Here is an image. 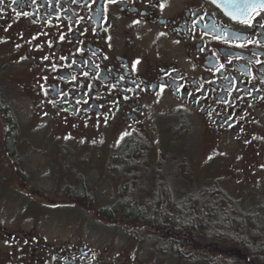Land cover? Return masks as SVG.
<instances>
[{"label": "flooded vegetation", "instance_id": "flooded-vegetation-1", "mask_svg": "<svg viewBox=\"0 0 264 264\" xmlns=\"http://www.w3.org/2000/svg\"><path fill=\"white\" fill-rule=\"evenodd\" d=\"M261 3L3 0L0 264H167L155 260V210L128 214L155 206V153L89 151L105 130L137 132L160 101L170 143L194 127L209 147L229 139L245 182L264 184ZM58 166L71 171L63 201L48 198ZM101 185L110 204L96 200ZM49 208L78 213L55 240Z\"/></svg>", "mask_w": 264, "mask_h": 264}, {"label": "rangeland", "instance_id": "rangeland-1", "mask_svg": "<svg viewBox=\"0 0 264 264\" xmlns=\"http://www.w3.org/2000/svg\"><path fill=\"white\" fill-rule=\"evenodd\" d=\"M156 106L154 104L150 111V119L137 132L125 135L124 132L114 133L105 130L100 135L99 147L95 151L92 149H89V151L91 153H98L99 151L100 153L120 152L127 144H125V138L140 139L146 145L145 152L155 153V192L157 194H160L161 189L167 188L174 195L181 196L182 193H190L193 186L211 184L219 186L221 190L240 205L248 206L245 208L247 211L250 210L252 204L255 205L260 202L264 205V184L257 186V182L248 184L245 182V178L248 176L244 175L242 167L239 165V160L236 157L238 148L235 143L222 138L212 142L209 147L198 127H194L186 137L170 143L166 135L165 125L168 118L170 119L171 105L168 101H160ZM38 134L39 131L32 132L33 137L38 136ZM159 167H161L160 172L156 171ZM70 172V170L60 166L53 168V173L56 176L54 189L58 190L55 191L53 189L54 178L49 168L48 198L50 200H66L67 190H63V184L68 183L64 180L70 179ZM111 197L113 198L112 193L109 192L106 185H101L98 192H96L97 201L109 202H103L104 204H110ZM96 204L99 203L96 202ZM73 217H78L75 210L49 208L47 227L49 240H55L63 233L66 234L68 230L71 231V226L60 225V223L62 218L70 219ZM133 232L136 233L138 238H142L140 231L134 230ZM220 245L222 249L227 248L225 247L226 244L220 243ZM158 247V244L155 243V260L158 262L193 264L186 262L184 258L176 257L173 253L163 252ZM195 256L207 257L202 253H195ZM208 256L213 257L214 254L209 252ZM211 262H213L212 259Z\"/></svg>", "mask_w": 264, "mask_h": 264}, {"label": "trees", "instance_id": "trees-1", "mask_svg": "<svg viewBox=\"0 0 264 264\" xmlns=\"http://www.w3.org/2000/svg\"><path fill=\"white\" fill-rule=\"evenodd\" d=\"M121 151L145 152L146 145L130 138ZM152 201L155 206H129L128 214L145 218L152 215V208L155 210V243L159 249L193 264H264L263 204H252L247 211L248 206L211 184L193 186L190 193L181 196L161 189ZM220 243L227 248L222 249ZM209 252L214 256L209 257Z\"/></svg>", "mask_w": 264, "mask_h": 264}, {"label": "snow or ice", "instance_id": "snow-or-ice-1", "mask_svg": "<svg viewBox=\"0 0 264 264\" xmlns=\"http://www.w3.org/2000/svg\"><path fill=\"white\" fill-rule=\"evenodd\" d=\"M0 3H3V0H0ZM164 6H165L164 4H161V5H160L161 9H163ZM250 7H252L253 10L255 9V6H250ZM259 7L262 8V9H264V3H261V4L259 5ZM242 14H243V13H242ZM233 18L235 19L236 17L234 16ZM242 22L247 24V23H249V20H248V19H245V20H243ZM225 36H227V33H225ZM241 46H243V45H241ZM73 79H75V78H73Z\"/></svg>", "mask_w": 264, "mask_h": 264}]
</instances>
